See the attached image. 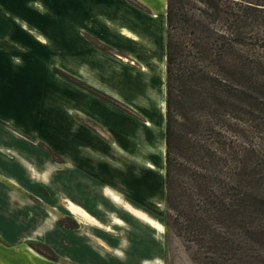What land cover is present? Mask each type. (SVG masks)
<instances>
[{"label":"rangeland","instance_id":"374dc122","mask_svg":"<svg viewBox=\"0 0 264 264\" xmlns=\"http://www.w3.org/2000/svg\"><path fill=\"white\" fill-rule=\"evenodd\" d=\"M9 1L13 11H34L16 5L23 0H1L4 6ZM129 1L144 11L143 23L135 19L144 29L143 37L131 41L134 38L128 39L127 31L123 37L104 32L109 43L105 44L91 35L96 47H90V58L98 57L97 49L116 58L119 64L108 60L105 66L121 74L118 83L123 85L110 83L109 76L105 81L119 95L138 92L132 97L144 102V80L129 72L142 73L144 60L149 63L152 56L161 62L166 52V0ZM252 1L257 7L254 23L264 29V0ZM52 8V15L41 19L33 12L35 20L26 18L29 24L20 16L5 15L0 7V242L15 246L6 258L2 254L7 249L0 245V264H13L14 259L27 264L38 260L42 264H204L207 258L199 246L185 243L167 229L162 163L154 172L144 168L141 151L134 150L135 159L129 157L112 143L111 123L108 130L98 123L108 121L100 102L129 114L135 110L79 77L81 71L94 78L97 58L83 63L72 47H56L61 36L57 29L62 27L70 36L75 24L69 22L70 15L62 26L55 16L60 8ZM152 10L158 11L157 17L148 16ZM133 19H127L128 27H136ZM155 21L160 23L157 30ZM97 27L101 28L99 22L96 31ZM125 73L137 90L125 80L129 77ZM163 83L155 78L151 84L157 89L148 88L149 98L159 108ZM160 133L159 149L164 154ZM242 245L247 255L243 264H264V247L256 239ZM239 253L224 256V262L241 264Z\"/></svg>","mask_w":264,"mask_h":264},{"label":"trees","instance_id":"16d2710c","mask_svg":"<svg viewBox=\"0 0 264 264\" xmlns=\"http://www.w3.org/2000/svg\"><path fill=\"white\" fill-rule=\"evenodd\" d=\"M255 8L166 0L165 223L199 246L204 264H227L240 250L243 264V243L264 247V29Z\"/></svg>","mask_w":264,"mask_h":264},{"label":"crops","instance_id":"0c3cea01","mask_svg":"<svg viewBox=\"0 0 264 264\" xmlns=\"http://www.w3.org/2000/svg\"><path fill=\"white\" fill-rule=\"evenodd\" d=\"M48 1L49 0H23V2H19V1L15 2L16 5L18 3V5L22 6V8L31 7V9H34V11L29 10V11L19 12L18 9L13 11L14 9L11 7L13 4L10 1L7 4L8 6H4V4L0 0V7L3 8L5 15L7 16L13 15V17L20 16L21 18H23L24 21H26L29 24L31 22H28L26 18L31 19L35 15V13L33 12H37L36 15L38 16V19H41L39 16L45 15L46 17L52 15L51 13H49V10L54 9L52 8V6L60 8V10L56 12L55 16H57L56 18L57 22L60 23L62 26L64 25V22L67 21L66 16L71 15V20L69 22L71 24L72 23L75 24V30L72 28L70 36H68L66 34L67 32L62 27L57 29V31H60L61 36L56 39V41L58 42L56 47H62V48L65 46L72 47L74 49L73 55L75 54L74 56H76L77 60H80V56H81L83 63H87V62L89 63L90 60L95 61V58H97L96 60L98 61V65L96 66L97 70L95 69L96 75L94 76V78H92L90 75L83 74L81 71H79L78 74L79 77L87 81L92 86H95L94 83H96L101 88L102 91L128 104L133 110H135L133 111L134 114H129L119 109L118 106L113 107L112 105L109 106L107 104L105 105L100 102L99 105L100 107H102V109H104L105 111L104 116L106 115L105 117L108 121L107 123L106 122L104 123L103 121L98 123L101 125V127L104 130H108L107 124L110 122L111 125L109 127V131L112 133L113 138L115 140L112 142L113 144H115L121 150H124L128 154V156L129 157L131 156L133 159H135V157L137 156V153L135 151H141L140 162L141 164H143L144 168L148 170L153 171L152 169H156V166H159V161H160L162 163L161 164L162 174L165 175L166 82L164 80V66L166 67L165 65L166 52L164 51L163 58H160L161 62H159V60H156V57L158 56L156 57L154 56L155 58L152 56L151 61L149 63L146 60H144L145 64L142 67V73H137V71L135 70H133L135 72H129L130 74L132 73L133 75H135L133 77L134 79L140 78L142 79V82L144 80L146 86L145 88H143L144 89L143 99H146L144 102L141 101L139 98H137L136 100L134 97H132V95L137 96L138 92L135 93L133 91L132 95L125 97L124 95L123 96L119 95L115 91L114 86L107 83V81H105L106 78L112 77L110 83L111 82L115 83L117 81L116 83L117 85L118 84L123 85L122 83H118L119 82L118 79L121 78V74L118 75L115 69H109L107 66H105L108 63L107 62L108 60L109 62L114 61L113 64L116 62L117 64H119L120 62L118 60H115L116 58H114L112 55L108 56L106 51H104L103 49L96 50V53L99 51L97 53L98 57L95 58L93 57V59L90 58L91 53H93L92 52L93 49H90V47L91 46L96 47L95 43L91 42L92 39L91 35L94 37L97 36L103 42H105L106 40L105 34H103L104 32H109L110 34L118 33L119 37H123L122 34H125V31L129 32L131 35L135 33L134 34L135 37H132L129 34L127 35L128 39L134 38L131 39V41H135L136 38H142L143 35L141 33L144 29L142 27H138L140 25H138L136 20L140 21L141 23L144 22L143 21L144 15H142V12H144L143 9H141L139 6H136L134 2H130L129 0H52L51 1L52 6L48 4ZM53 1L56 2L53 3ZM39 5H41L42 7H40ZM43 7L45 8V11L42 10L39 11V8H43ZM139 12H141V14ZM156 12L158 11L152 10V12H148L147 14L149 17L151 16V18H155L157 17ZM162 15L164 16L163 12ZM129 17H134L133 19L134 23L132 24H134L136 27L132 25L131 27H128L127 19H129ZM33 20H35V17H33ZM158 21H155L154 23V27L156 28V30L160 24L159 23L160 21L159 22ZM162 21L164 22V20ZM98 22L100 23L101 28L99 29L97 27V31H96L95 24H97ZM150 27L153 28L152 25ZM123 28L125 29L124 31H122ZM98 32H100L101 34H98ZM105 44H109V43L105 42ZM84 48H86L87 50H85ZM80 50L82 51L80 52ZM14 63L18 64L15 60ZM130 69L131 70L134 69V66L133 68ZM155 69L158 72L157 74L158 77L160 79H163L164 81L163 83L164 91L162 95L158 98L161 108L158 107L156 102H154L152 99L149 98L150 96L148 94L149 87L157 89L151 84L155 78L159 80V78L155 74ZM124 75H128V73H125ZM131 75H128L129 77L124 76V78L125 80H128L130 84L133 83L134 87L133 86L132 87L135 88L134 90H137L138 87H135L136 83L132 81ZM118 76H120V78ZM95 80L98 81L99 83L95 82ZM109 86L111 89L109 88ZM109 107L110 110L108 112L110 114L107 113L108 110L107 108ZM113 123L117 124L119 128L113 126ZM159 130L161 131L160 134H162V137L164 139V145H165L164 154L159 149V138H158ZM150 134H153L154 138H151ZM0 245H2L7 249V251H3L2 254L3 257L7 258L8 255H10L8 253L9 252L8 250H10L13 253L15 252L14 251L15 246L8 247L6 245H3L1 242ZM13 264H27V263L23 262V260L20 259H14ZM34 264H42V263H40V260H38V262H35Z\"/></svg>","mask_w":264,"mask_h":264},{"label":"bare ground","instance_id":"6f19581e","mask_svg":"<svg viewBox=\"0 0 264 264\" xmlns=\"http://www.w3.org/2000/svg\"><path fill=\"white\" fill-rule=\"evenodd\" d=\"M162 1V0H161ZM153 4H154V2H153ZM161 7V6H160ZM156 9V8H155ZM166 18V17H165ZM164 20V19H163ZM129 61V60H128Z\"/></svg>","mask_w":264,"mask_h":264}]
</instances>
